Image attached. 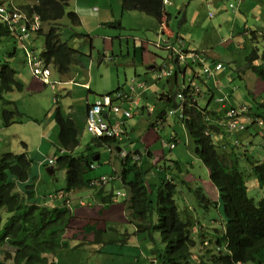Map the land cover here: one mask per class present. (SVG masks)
Wrapping results in <instances>:
<instances>
[{"label":"trees","instance_id":"1","mask_svg":"<svg viewBox=\"0 0 264 264\" xmlns=\"http://www.w3.org/2000/svg\"><path fill=\"white\" fill-rule=\"evenodd\" d=\"M226 1L230 2V0ZM231 1L237 9L236 1ZM68 2L69 0H24L17 3V7L28 17L30 15L38 17L40 24L36 35L43 37L44 40L42 59L46 66L59 74L68 73L70 66L76 64L83 56L80 51L68 46V40L81 36L87 38L86 35L72 30L80 25V18L73 11L66 12ZM121 12L141 13L154 19L163 27L162 30L166 34L171 32L168 26L171 15L165 8L164 0H121ZM64 16L68 19L71 28L69 30L63 29L59 23ZM180 23H183V19ZM10 36L11 31L8 25L0 22V40ZM261 36H264V32L256 34L249 30L248 40L245 41H250V44L255 45ZM160 51L164 53H158L156 57L160 58L161 65L169 57L170 51L163 49ZM183 53L193 58V66L207 64L211 67L217 64L209 63L204 52L184 50ZM14 56L15 51L7 53L4 59H0V117L4 128L27 119L15 103L6 98L7 94L21 92L23 89V85L15 78L16 70L11 64ZM176 56L175 54L174 57ZM246 57H249L250 61L248 58L244 61L252 63L257 55L253 51ZM262 59H264V54H262ZM174 65L170 66L174 72L171 77L176 82L177 73L182 70ZM256 68L253 67L254 72ZM224 70V65H222L219 71ZM260 77L264 81V75L261 74ZM235 79L242 83L238 75ZM238 86L240 90L244 89L241 84ZM237 89L240 93L242 92L238 87ZM122 90V88H117L108 95ZM234 90L237 91L235 87ZM176 95L177 93L173 94L170 91L159 97L163 99L165 108L159 113L157 119H163V113L178 105ZM236 105L230 104L231 108L243 107L245 111L242 115L246 118L254 120L259 116L257 110H261V105L258 103H247V106ZM140 109L141 107L137 110ZM205 112L200 103L194 102L192 105L188 98L183 99L182 124L193 140L196 157L208 170L209 180L217 190V196L209 200L199 187L191 189L187 186L188 191L196 196L199 205L206 212L217 209L218 206L223 209L221 228L211 232L213 240L205 241L212 244V249L215 251L202 253L197 257L198 262L194 261V251H196L199 240L203 244L204 241L201 238L205 235L201 233L198 237L192 236L191 230L199 225L202 226L201 221L187 214L182 216L184 211L180 212L175 204L176 183L179 182V175L177 176L174 170L177 171L178 167L173 169V173L168 171L171 167L167 168L169 177L164 175L162 167H158V171L156 170L155 174L152 173V177L158 179V184L156 187H150L147 186V170H143L139 165L141 157L137 151L123 150L120 147L122 139L91 136L89 142L84 145L83 151L79 155H74L73 150L79 144L78 132H76L73 121L69 117L62 116L58 108L54 114L58 127L57 140L60 148L66 153L54 157V164L51 166V176L57 171H63L65 175L63 189L56 192L69 193L94 189L88 184L98 177L87 179L86 173L92 170L90 169V165L93 164L92 158L99 156L95 149L111 147L120 158L118 179L128 190L127 202L130 213L127 219L134 226L135 235H142L141 237L148 243L156 242L155 235H158L162 244V251L152 248L150 254L145 256V259L149 261L148 264H235L237 262L264 264V198L255 202L254 199L248 197L246 186L247 181L253 178L264 188V157L261 162H250V157L242 160V154L233 147L229 150L218 147V143L214 142V137L211 138L210 135V132L216 133L218 129L209 124V119L206 121L207 113ZM262 119L264 121V118ZM175 120L177 123L176 117ZM150 127L158 131L157 122L151 123ZM205 130L208 131V135L204 133ZM175 138L177 135L170 138L173 146L170 147L169 143V148L174 147ZM121 151L127 154L124 158L119 156ZM169 151L172 150L169 149ZM134 156L137 157L136 160L133 159ZM31 164L32 161L26 153H4L0 156V264H52L48 262L47 256H53L70 248L64 237L69 224L72 223L73 216L64 206L48 207L34 203L35 178L31 176ZM176 180L178 181L175 183ZM18 183L24 184L23 192L18 190L16 186ZM191 183L188 184L191 185ZM98 189L102 188L94 190ZM96 193H102V191L99 190ZM110 197L111 194L105 197L106 206L110 203ZM80 231L84 235L92 233V243L100 241L101 230L96 229L95 225L85 226ZM74 248H79V244L71 246V249Z\"/></svg>","mask_w":264,"mask_h":264},{"label":"rangeland","instance_id":"2","mask_svg":"<svg viewBox=\"0 0 264 264\" xmlns=\"http://www.w3.org/2000/svg\"><path fill=\"white\" fill-rule=\"evenodd\" d=\"M6 1L13 2L15 0ZM169 1L170 0H168L166 3L164 0L165 8L167 10H170L172 13L171 19L168 22V26L173 31H179L181 29V31L179 32L183 36L184 42L191 43V41H188L190 36L196 37L197 35H200L201 37L205 28H207L210 33L212 32L211 27L213 26V24H215L217 16V9H215V4H211L212 0H192L189 3L191 4L190 7L187 9V17L190 20L187 23H182L183 25L180 23V21L183 19V13L179 14V12L181 10V5L183 9L186 8L185 4H182V0H173L170 2V5L168 4ZM185 1L187 2L188 0ZM195 1L197 6L192 17L191 10H193L192 5L193 3H195ZM74 2H76V0H70L69 4L65 8L66 12L73 11L80 18V25L72 30L76 33L84 34L88 38H83L81 36L78 38L73 37L68 40V46L80 51V53H82L83 55L79 59V62L81 63L71 65L69 68V72L67 73V75L70 77L77 76L76 74H78L77 79L74 78L70 84H66V77L59 76V73V75L57 73H52V79L57 84L56 88L52 91L48 86H44L38 81L26 77V80L31 83L29 87L30 92L34 93L37 91L38 93L35 97L29 98V96L25 95L22 97V99L25 98L26 103H30L31 107L37 105V116L41 118L39 119V121L44 122V114L48 108H52L51 110L54 113L56 110L55 107H58L59 109H61L62 114H64L68 106L84 107L85 99L88 100V104H91L93 103V101L95 102L98 97L108 95V93L113 92L117 88L127 90L129 86H136L137 84H139V82H143L141 84L146 85V87L148 88V92L143 94L146 97L147 103L143 104V100L140 102L139 107L142 108V111L139 110V113L140 111L141 114L143 113L144 107L147 112L144 113V117H140L141 115L138 116L139 113H134V109L131 110L132 117L127 121H130L128 126H131L132 130L129 133L128 139L121 141L120 147L126 152H135L137 150L141 151L140 154H142L143 158L139 162V165L143 170H147V176L149 177L148 178L146 176V180L148 181L147 186L150 187H156L158 184V179L154 177L152 178V173L155 174V171L158 167L174 164L177 165L178 171H176V174L177 176L179 175V182L176 183L178 180L175 181V183L177 184L175 204L180 212L184 211L182 216H185L187 214L194 217L195 220L201 221V225L205 228L204 229L199 225V227L191 230L192 236L198 237V235L201 233L205 235L204 238L199 237V239L201 238L204 242L203 244H201V240H199L195 248L196 251H194L195 255L193 258L195 259L194 261L196 263L199 260L197 257L201 256L202 253H205L206 251L212 252L214 250L212 249L213 245L207 242L209 240H213V233L211 234V232H213L214 229H220L223 224V209L221 206H218L217 209H211L209 210V212H206L205 209L199 205L196 196L192 192L188 191L187 186H189V188L191 189L199 187L201 188L204 196H206L209 200H213L217 196V190L209 180L208 170L196 157L193 140L188 135L184 126L180 122L176 123L175 117L167 116L166 114L167 120L158 122V131L153 127H150L151 123L157 119L159 113H161V111H163L165 108V103L156 95H158L164 88L170 89L173 94L177 93V90L179 91L181 89L180 78H178L176 82H174L173 77L158 80L156 78V74L151 72V70H148V68L153 65L152 62H159H157L155 57V55L158 54L156 53L157 50L153 49V45L155 43L161 44V40H163L162 36L160 35L161 30L158 28V23L155 22L154 19L137 12L122 13L121 0H78V9H74ZM2 3L3 2H0V4ZM229 4H232L233 8L231 9L228 6L232 10H228V15L232 13L237 14L238 11H241V8H237V10L235 9V7L233 6V2H230ZM172 5L178 8L174 9ZM236 5L238 7L239 3H236ZM258 10V7H253L251 10L252 14L255 17ZM114 16L115 20L123 23L122 26L125 27L124 30H118L117 28L114 29ZM196 18L198 19V22H196ZM241 20V23H243L244 26H247L246 28H249V25L251 24L254 26V24L256 23L255 30L257 32H261L263 30V23L259 22L256 18L245 17L241 18ZM59 23L63 26V29H71L66 16H64L59 21ZM115 24H117V22H115ZM132 38L138 39L141 42H144V44L140 46L138 40H132ZM27 49H31L39 58L42 59L41 53L44 50L43 37L32 34V39H30L29 41H25L24 43L22 39L19 42L14 37H12V35L10 37L2 38L0 40V59H4V56L7 55V53L15 51V56L11 59L12 65L14 64L17 67L16 64L18 63V67L20 68V70L22 68L27 70ZM14 58L16 59L17 63L13 62ZM247 58L248 61H250L249 57H244L243 60H247ZM260 58L263 61H261L262 64L255 69V73L264 83L263 79L260 77L261 74L264 75V59H262V55ZM245 65L250 66L251 62L248 63L247 61H245ZM231 66L233 70H238L235 63H233ZM183 67L184 64L180 63V68L182 69ZM194 69L195 71H198V69ZM189 72V69H187L186 73ZM220 74L221 72L218 70L215 72V80H199L197 81V83L201 87H226V84L222 79H217ZM224 76L225 78H229L228 73L223 75V77ZM200 77L202 76L200 75ZM233 80V78L230 79V81L234 82L235 84H240L238 79H235L234 81ZM166 81L168 82V87L166 85ZM79 82H87L88 87H81L80 85H78ZM136 89L137 92L140 91V88L136 87ZM88 90L90 92H88ZM222 95L228 97V93L222 92ZM54 97L56 98V103L52 102ZM145 115L149 116L145 117ZM257 118L262 124L252 123L250 120H244L242 123L246 125L248 124L250 126H256L257 128L262 129L264 121L261 118L263 117L257 116ZM27 125L36 127L33 124ZM52 125L58 130L55 122H53ZM9 127H7V129L0 130V156L4 153L27 154L26 148L28 146L20 138L19 133L15 132L17 128ZM219 132L221 131H218V133ZM250 132L253 133L252 130H250ZM7 133H10L11 135L4 136V134ZM45 134H47L48 136L52 134L51 127L45 130ZM174 135H177V138H175V145L173 148H169V143L172 142L170 138ZM253 136L254 138L251 145L252 151L248 150V157H253L255 161L260 162L262 158V150L259 144L262 142V138L258 137L256 134H253ZM90 138L91 136L85 129L80 137L78 147L73 150V154L79 155L83 151L84 145L89 142ZM122 138L126 139L125 133L123 134ZM211 138H213V136ZM233 138L234 137L227 134H214V142L218 143V147L224 148L226 150H229V148L232 147ZM47 148H52V150H54L51 152L52 154L50 155V157H55V155H58V152L55 150L54 146L47 145ZM47 148H42L40 153L45 158L49 155ZM169 149H171L172 151H169ZM105 152H107V150H105ZM245 156L246 155H243L242 157ZM94 164L97 169V162H95ZM115 168L116 170L119 169V161L117 160L115 163ZM96 169L89 170L86 173V176L90 175ZM166 170L167 169H164V175H167L169 177L170 174H168L169 172H167ZM107 173L108 172H103L100 174ZM40 175L42 176L41 179L37 175L34 176L31 172L32 178H35L34 188L37 192L40 189L46 190V187L48 185L51 190H58L59 185L63 187L65 184V175L63 171H57L53 176H51L46 172L45 167H41ZM114 176H116V174H114ZM188 183H191V185H189ZM246 185L247 195L249 198L254 199L255 202H258L259 200L264 198V188L261 187L255 179L250 178V180L247 181ZM16 186L19 191H24V184L18 183ZM110 187H112L114 190V199L118 201L117 199H119V197H115V192L116 190L117 192H122L124 187H122L120 181L116 178L108 183V185L106 184L104 189L108 188V193H110ZM60 193L61 192H53L49 195H46L43 201L42 199L39 201L36 200L34 201V203L45 205L48 207L64 206L70 210L73 216L72 207L74 206L75 201H73V206L70 205L69 202L62 200L63 197L60 195ZM91 193L93 194L94 191H91ZM108 193L104 196V198L109 195ZM95 197L98 196L95 195ZM57 198L62 201V205L50 206ZM80 202L82 201L80 200L79 203ZM87 202V200L84 201V206H82V212H84L83 215L86 216L88 212L92 210L96 211L95 208L97 209L96 212L98 214V211H100V209L94 206L96 202H90L88 205ZM99 203L101 204V199L98 200L96 204L99 205ZM89 206H94V208ZM194 219L193 221H195ZM102 220L103 224L106 225V229H103V227L100 228H102L106 234H110L111 231L109 228L111 226L105 223L106 221L104 216ZM68 228H72V225L69 224ZM116 228L117 230H120V232L118 231L120 236L114 240V245L120 246H118V252L105 253L106 255H104L100 253L94 254L91 253V250L85 249L84 251H81L79 253H74L73 257L64 256L65 254H55L57 255V264H78L80 259L82 261V264H100V261H102V259L104 261V264H107V260L109 264H148L147 262L149 261L145 259V256H148V254H150L152 248H155L157 251H162V244L159 240L158 235H155L157 241L154 243L145 242V239L141 237L142 235H135L136 239L135 236H131V242H135L138 246V259H136L132 253H128V251L124 248L125 232L131 235L132 232L135 233V228L130 223H117ZM115 232L116 231L114 230V235L117 234ZM102 233L103 232H100V235H102ZM64 240H66L65 237ZM92 240L93 238L91 239V241ZM132 245L133 244H131V246ZM131 246L128 248L132 250ZM6 249L9 248L6 247ZM68 249L72 251H80L76 248L71 249V247ZM55 255H53V258L55 257Z\"/></svg>","mask_w":264,"mask_h":264},{"label":"crops","instance_id":"3","mask_svg":"<svg viewBox=\"0 0 264 264\" xmlns=\"http://www.w3.org/2000/svg\"><path fill=\"white\" fill-rule=\"evenodd\" d=\"M5 1L6 0H2L0 2L4 3ZM118 1H120V0H118ZM171 1H173V0H170L168 4L171 5V3H170ZM191 1L192 0H188L186 2L185 0H182V4H185V6H186V8L183 9L182 5H181V10L179 12V14L183 13V23L184 22L187 23L190 20L187 17V14H188L187 9L190 7L191 4H189V3ZM234 1H236V3H239L237 8H241V11L240 12L238 11L237 14L232 13V14L228 15V10L232 11L228 7L229 3L232 2L231 0H230V2H227L226 0H217V1L212 0L211 4L212 5L215 4V9H217V16H216L215 24H213V26L211 27L212 32L210 33V31L207 30V28H205L203 35L201 37H200V35H197L196 37L190 36L188 41H191V43L184 42V38L179 32V31H181V29L179 31H173L170 29L171 32L169 34H166L162 30L163 27H161L158 24V28L161 30L160 35L163 38V40H161V41H168V42L176 45L179 40L183 39L182 43L184 45L183 46L184 50H188V51L197 50L199 52H204V53H206V55L208 57L209 63L214 62V63H221L222 65H224L225 70L221 72V74L217 77V79L218 78L222 79L223 82L226 84V87H214V86L201 87L202 93H201V96L198 98V103L201 104V107H204L206 109V113L209 117V124L216 126V128L218 130H219V124L218 123H219V120L222 119L223 109L215 102V99L217 97H219L222 92L228 93V103L232 104L233 106L236 104H237L236 106H239V105L247 106V103H258V104H260L261 110H257V113L259 114V116L264 118V83L260 80V78L257 76V74L253 71V67L258 68L262 64L261 61H263V60H261L260 57L262 54H264V36H261L255 45L250 44L249 43L250 41L249 42L245 41V40H248L249 30L254 31L256 34L257 33L261 34L262 32H264V0H234ZM69 2H70V0H69ZM69 2H68V4H69ZM77 2H78V0H76V2H74V9L79 8V4ZM172 6L174 7V9L178 8L174 5H172ZM196 6H197V4L195 1V3H193V5H192L193 10H191V16L192 17L195 13ZM253 7L259 8V10L256 14V17L252 14V11H251ZM167 11L170 13V15L172 14L170 10H167ZM185 13H186V15H185ZM209 13H211V12H209ZM139 14H141V13H139ZM122 15H125V14H122ZM245 17L256 18L259 22H262L263 23V30L261 32H257L255 30L256 29L255 28L256 23L254 24V26L251 24V25H249V28H246L247 26L246 25L244 26V24L241 23V21H242L241 18H245ZM115 22H117V24H115ZM196 22H198V19L196 20ZM122 24L123 23H120V21L115 20V16H114V29L117 28L118 30H124L125 27L122 26ZM138 29H141V28H138ZM195 39H198V40H195ZM132 40H138V39L132 38ZM138 42H139L140 46H142L144 44V42H141L140 40H138ZM153 49L157 50L156 53H159V54L164 53L163 51H160L161 49H157L155 47H153ZM253 51H255V53L257 55L256 60L253 61L250 66L245 65V61L243 60V58L248 56ZM156 56L157 55H155V57ZM159 59L160 58L156 57L157 62L158 61L159 62L158 63L152 62L153 65L148 68V70H151V72H153L154 74H155V71H157V68L160 66V64H159L160 60ZM13 62L17 63L15 58H14ZM77 63L79 64L81 62L78 61ZM233 63L236 64L238 70L232 69L231 65ZM16 65H17V67L15 65H14L15 67L13 66L16 70L15 78L17 81L21 82V84L23 85V89L19 93H13L12 92V93L7 94L6 98L9 100H12L15 103V105L17 106L18 110L25 117H27V119L23 121L24 123L23 122L15 123V124L11 125L9 128H13V127L17 128L15 130V132L19 133L20 138L28 146L26 148L27 149L26 151H27L28 158L31 159V161H32L31 172L34 176L37 175L41 179L42 178V176L40 175L41 167H45L46 172H47V169L49 167V166H46L47 160L51 159L54 161V156L50 157V155L52 154L51 152L54 150H52V148H47V145L54 146L55 150L58 152V155L64 154L66 152L62 148H60V146L58 144V140H57V134H58L57 131L58 130L55 127H53V125H52L53 122H55V118H54L55 112L53 113V111L51 110L52 108L51 109L48 108L46 110V112L44 114L45 115L44 116L45 121L42 122V121H39V119H41V118L39 116H37V113H38L37 112V105H34V107H31L30 103H26L25 98L22 99V97L25 95L29 96V98H32V97H35L36 94L38 93L37 91L34 93L30 92L29 87H30L31 83H29L28 80H26V77L31 78L32 80L38 81L41 84H43V83L40 80L31 77V75L27 72V70H25L23 68L20 70V68L18 67V63ZM195 68L198 69V71H195V69H194L193 72L195 74H198L200 72V69L198 66H195ZM49 69L51 72L50 81H54L52 79V73H57V72L54 69H52L51 67H49ZM181 73H184L183 77H182V75H180L179 71L177 73V75H179V76H177V79L180 78V86L183 83V80H185L189 75V73H186V71H184V69H182ZM226 73H228L229 78H225V76L223 77V75H225ZM76 75L77 76L70 77L67 75V73H65V74H60L59 76L66 77L67 79H66L65 83L70 84L74 78L77 79L78 74H76ZM237 75L239 76V80L242 82L240 84L244 87L243 90H240V86H238V84H235L234 82L230 81L231 78L234 79ZM215 79H216V77H214V78H207L205 76L199 77V80L213 81ZM141 83H143V82H139V84H137L136 86L133 85L134 93L140 97L141 101L143 100L142 101L143 104H146L147 103L146 97L143 94L148 92V88L145 85L144 88H140L139 92H137V89H136V87H138V85H140ZM78 85H80L83 88L88 87L87 82H81V83L79 82ZM166 85L168 87L167 81H166ZM130 87L131 86H129L127 91L130 89ZM234 87L236 88L237 91L234 90ZM237 87L239 88L240 91H242L241 93L238 91ZM88 92H90V91L88 90ZM169 92H170V89L164 88L156 96H158V98H159V97H161V95L164 96V95L168 94ZM230 92H231V95H229ZM53 99H56V98L54 97ZM161 100L163 101V99H161ZM52 102L55 103L54 100H52ZM86 103H88L87 99H85V106L84 107L68 106L66 109V112H64V114H62L61 109H59L58 107H55L56 109L58 108V111H59V113H61L62 116L65 117V114H66V117H69L73 121V123L76 127V130L78 132L79 141H80L81 135L83 134V131L86 129L85 128V122H84ZM140 110L142 111V108ZM144 113H145V111H143L142 114L140 113L141 116L140 115H138V116L144 117ZM162 116L164 117L163 119H156L157 121L154 120L152 123H154V122L158 123L160 121H162V122L166 121L167 119H166V116L164 113L162 114ZM249 120L252 123H260L259 119L257 117H255L254 120H252V119H249ZM26 121H32V122H26ZM129 122L130 121H127V123L125 124L126 139H128L129 133L132 130V127L128 126ZM27 124H33L36 127L30 126ZM49 127H51V131H52V134L50 136L45 134V130ZM247 127H248L247 130H245L243 133L239 134L237 137L239 139L241 145H242L241 152H243V155H246L245 157H248V154H249L248 150L252 151L251 145H252V140L254 138L253 134H256L258 137L262 138V142L259 144V146L262 150V158H263L264 128L262 127V129H259L256 126H250L248 124H247ZM2 129H7V128L2 127V124H0V130H2ZM218 130L214 134L224 135L222 132L218 133ZM250 130H252L253 133H251ZM260 130H261V132H260ZM8 135H11V134L10 133L4 134V136H8ZM210 135L213 136V132H210ZM123 140H125V139H122V141ZM44 147L47 148V150L49 152V155L46 158L40 154L42 148H44ZM95 150L99 154V160L97 161L98 167H97V169L95 167L94 169H96V170L93 171L90 175L86 176V178L89 179V178H93V177H97V176L106 175V176H112L113 180H114V178L118 179L119 169L116 170L115 163H116V160L119 161L120 158L117 157V154L115 153L114 149L111 147H101V148H96ZM105 150H107L108 153L105 152ZM117 151L118 150H116V152ZM137 152H138V155L141 156V159H142L143 156H142V154H140L141 151L137 150ZM258 154H260V153H258ZM58 155H55V157ZM245 157H243L242 160ZM262 158H261V160H262ZM250 162H259V161H255L253 158L252 159L250 158ZM93 163H95V162H93ZM169 167H171L172 170L170 169L168 171L170 173H173V169H175L177 166H175V164H174V165L163 166L162 168L167 169ZM37 169H38V172H37ZM157 171H158V169H157ZM103 172H108V173L107 174H100ZM174 172H176V170H174ZM114 174H116V176H114ZM40 179H39V182H40ZM58 187H59L58 190H62L64 186L61 187L59 185ZM104 187L105 186L101 187L102 189H98L96 191L95 190H85V191H78V192H69V193L61 192L60 193V195L63 197L62 200L69 202L70 205L73 206V201H75L74 206L73 207L71 206L72 212H73V220L71 223L72 228L67 230V232L65 234V239L68 242V245L70 247L73 245L79 244V248H77V249L80 251H72V250L68 249V250L61 251V252H66V253H59L58 252L57 255L65 254L64 256L73 257L74 253H79L81 251H84L85 249L91 250V253H94V254L100 253V254H104V255H106L105 253L118 252V249L120 246L118 245L119 246L118 247L117 245H114V240L120 236V234L118 233V231L120 232V230H117L116 225H117V223H122V224L130 223L127 219L128 214L130 213V211L128 210V202H127L128 190H127V188H125L123 186L124 187L123 190L125 191L126 195L124 197H119V199H117L118 201H115L114 195H113V193H114L113 188L110 187L109 188L110 193H108V188L104 189ZM58 190H56V189L51 190L49 185L46 187V190L40 189L38 192L34 188V193H35L34 201H36V200L39 201L41 199L43 201L44 197L46 195H49V194L56 192ZM99 190L102 191V193H99V194L96 193ZM91 191H94V193L92 194ZM116 192H117V190H116ZM107 193L111 194V197L109 199L110 203L108 204V206H106L104 203V201H106L104 196ZM95 195H97L98 197H95ZM100 199H101V204L100 203H99V205L96 204L98 202V200H100ZM80 200L83 202L87 200L88 201L87 205L90 202H93V201L96 202L94 204V206L98 207V209H100V211H98L99 213L97 214V212H96L97 209L95 208L96 211L92 210L93 213H92V211H90V212H88V214L86 216L83 215L84 214V212H82L83 207L79 205ZM61 205H62V201L59 198H57L50 206H61ZM94 206H89V207L94 208ZM103 216L105 217V221H106L105 223L109 224L111 226L109 228L111 231L110 234H106L105 231L103 230V229H106V225L103 224V220H102ZM96 217H98V218H96ZM93 225L96 226V229H99V230H101V232H103L102 235L99 236L100 241H98L97 243H92V241H91V239L93 238L92 233H89V234L85 235V237H84V234L80 231L85 226H93ZM100 227H103V229ZM114 230L116 231L115 233H117L116 235H114ZM124 235H125L124 236V240H125L124 248L128 251V253H130V254L132 253L134 255V257H137L138 256V251H137L138 246L135 242L134 243L131 242V239H132L131 236H135V233L132 232V234L129 235L125 232ZM135 239H136V236H135ZM131 244H133V245L131 246ZM130 246H131L132 250L128 248ZM57 255H55L54 258H53V256H47L48 262H50L52 264H57V261H56ZM137 259H138V257H137ZM78 264H82L81 259H80ZM100 264H104L103 259H102V261H100ZM107 264H109L108 260H107Z\"/></svg>","mask_w":264,"mask_h":264},{"label":"built area","instance_id":"4","mask_svg":"<svg viewBox=\"0 0 264 264\" xmlns=\"http://www.w3.org/2000/svg\"><path fill=\"white\" fill-rule=\"evenodd\" d=\"M23 0L15 1H5L0 4V22L6 23L11 31L12 37L20 42V39L25 41H29L32 39V34H36V31L39 28V23L37 21L36 16L28 17L24 12H22L18 7L17 3L22 2ZM166 3L168 0H165ZM231 9L233 8L231 4L228 5ZM157 49L169 50L170 54L166 61L162 62L161 65L155 71L156 78L158 80L168 79L173 75V71L170 66L174 65V60L176 59L175 67L177 69H184L186 71L189 69L188 77L183 80L181 84V89L177 92L176 102L177 106L175 108H169L165 114L167 116H173L177 118L178 122L182 124L183 119V99L188 98V101L193 103H197L198 98L201 96V86L198 85L197 81H199V77L205 76L207 78H214L215 72L222 68L221 64H215L213 66H208L207 64H203L198 66L200 69V74L197 75L193 72L195 66L193 58L190 55H186L183 53V43L182 40H179L176 45H170L168 41H161V44L155 43L153 45ZM28 52L26 56L28 57L27 62V72L35 79L40 80L45 86H48L50 90H54L56 88V83L54 81H50V69L44 62L31 50L27 49ZM177 55L176 58L174 55ZM180 63L184 64V67L180 68ZM190 63V64H189ZM172 64V65H171ZM197 66V65H196ZM182 77L184 73L179 72ZM179 76V75H178ZM59 84V83H58ZM139 88H144V84L138 85ZM55 102V99H53ZM141 99L134 93L133 85L130 89L122 90L115 92L111 95H104L98 97V99L91 104L86 103L84 122L85 128L88 133L93 136H108L115 137L119 139H123L124 122L132 117L131 110L134 109V113L138 114ZM215 102L223 109L222 119L219 120V126L224 127V132L230 136L241 132L244 129V124L242 120L244 116L242 113L245 111L243 107L240 108H231L228 103V97H219L215 99ZM124 105H128V107H124ZM144 111L146 109L144 108ZM209 119L208 115H206V121ZM207 134V131L204 132ZM237 144V141H234ZM173 144H170L172 147ZM126 152L121 151L119 156L124 158L126 156ZM133 159H137L136 156ZM47 163L52 164L53 160L48 159ZM96 166L93 163L90 165V169H94ZM113 180L112 176H99L96 179H93L89 182L88 186L90 188H99L108 184ZM126 195L125 191L116 192L115 197H124ZM116 201V200H115ZM80 206H84V202L79 203ZM235 264H245L237 262Z\"/></svg>","mask_w":264,"mask_h":264},{"label":"clouds","instance_id":"5","mask_svg":"<svg viewBox=\"0 0 264 264\" xmlns=\"http://www.w3.org/2000/svg\"><path fill=\"white\" fill-rule=\"evenodd\" d=\"M237 108V107H236ZM165 114V113H164ZM165 116H166V114H165ZM244 118H246V117H244ZM178 122V121H177ZM183 125V124H182ZM219 128H220V126H219ZM247 125L246 124H244V129L241 131V132H238V133H236V134H234V135H232V137H234L233 138V141H232V147L238 152V153H241L242 154V156H243V152H241V149H242V145H241V143H240V141H239V139L237 138L238 137V135L239 134H241V133H243L245 130H247ZM263 128H264V125H263ZM205 131H207V130H205ZM223 134H226L225 132H224V129L221 131ZM206 135H208V131H207V134ZM228 135V134H227ZM230 136V135H229ZM212 137V136H211ZM213 137H214V133H213ZM263 139H264V136H263ZM234 141H237V144H235L234 143ZM263 157H264V153H263ZM243 158V157H242ZM262 160H263V158H262ZM261 160V161H262ZM260 161V162H261ZM247 186V185H246ZM246 264V263H245Z\"/></svg>","mask_w":264,"mask_h":264},{"label":"bare ground","instance_id":"6","mask_svg":"<svg viewBox=\"0 0 264 264\" xmlns=\"http://www.w3.org/2000/svg\"><path fill=\"white\" fill-rule=\"evenodd\" d=\"M15 1H17V0H15ZM23 1H24V0H23ZM31 16H36V15H30V17H31ZM36 17H37V16H36ZM37 21H38V23H39L38 17H37ZM4 24H6V23H4ZM39 24H40V23H39ZM20 40H21V39H20ZM40 59H41V58H40ZM26 60H27V62H28V57H27V56H26ZM41 60L43 61V59H41ZM43 62H44V61H43ZM201 92H202V91H201ZM219 97H226V96H223L222 93H221ZM219 97H218V98H219ZM216 99H217V98H216ZM93 103H94V102H93ZM140 113H141V111H140ZM140 113H139V115H140ZM244 120H249V119H248V118H244V119L242 120V122H243ZM126 123H127V122L125 121V122H124V125H125ZM260 123H261V122H260ZM223 129H224V127L220 125V128H219L218 131H222ZM76 132H77V131H76ZM124 133L126 134V131H125ZM124 133H123V134H124ZM97 139H98V138H97ZM53 164H54V161H53L52 164L47 163V165H48L51 169H52L51 166H52ZM49 167H48V168H49ZM97 177H99V176H97Z\"/></svg>","mask_w":264,"mask_h":264},{"label":"water","instance_id":"7","mask_svg":"<svg viewBox=\"0 0 264 264\" xmlns=\"http://www.w3.org/2000/svg\"><path fill=\"white\" fill-rule=\"evenodd\" d=\"M174 63H176V59L174 60ZM98 160H99V156H96V157H93V158H92V162H97ZM47 173H48L49 175H52V170H51L50 167L47 169Z\"/></svg>","mask_w":264,"mask_h":264}]
</instances>
